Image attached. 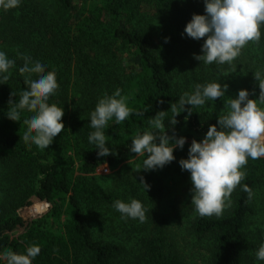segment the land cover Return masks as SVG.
I'll use <instances>...</instances> for the list:
<instances>
[{"label": "trees", "instance_id": "obj_1", "mask_svg": "<svg viewBox=\"0 0 264 264\" xmlns=\"http://www.w3.org/2000/svg\"><path fill=\"white\" fill-rule=\"evenodd\" d=\"M204 7V0H21L17 8L0 9V51L15 61L0 83V253H24L35 244L40 253L32 264H264L256 259L264 235L251 229L264 188V157L249 158L242 169L241 185L251 188V199L238 185L221 216L201 217L187 202L184 221L176 206L162 214L159 203L167 195L165 181L191 189L190 173L178 163L187 158L191 142L174 149L176 159L162 169L165 181L153 170L106 187L88 176L131 160L132 138L156 131L149 121L160 111L168 135L191 130L203 138L228 111L227 97L242 88L250 98L259 97L254 73H264V26L261 39L247 43L231 64L205 65L194 58L203 38L182 35L192 14H203ZM18 53L42 60L46 71L56 73L58 88L48 102L63 108L64 130L46 150L22 138L27 110L20 121L7 117L9 100L18 102L26 90ZM212 81L228 86L225 98L181 108V95ZM117 88L128 107L142 114L108 122L105 135L113 154L100 157L88 142L89 114ZM129 198L145 208L143 223L121 218L112 207Z\"/></svg>", "mask_w": 264, "mask_h": 264}, {"label": "clouds", "instance_id": "obj_2", "mask_svg": "<svg viewBox=\"0 0 264 264\" xmlns=\"http://www.w3.org/2000/svg\"><path fill=\"white\" fill-rule=\"evenodd\" d=\"M20 3L21 0H0V9H14ZM204 6V13H193L182 33L195 40L203 38L200 54H194L196 60L205 65L231 64L247 43L261 39L264 0H204ZM18 56L24 61L18 71L25 76L26 90L20 94L18 102L9 100L13 107L7 112V117L20 121L21 112L27 110L30 115L24 120L27 127L22 138L30 146L46 150L64 130L63 108L48 102L58 88L56 73L55 70L46 71L47 65L42 60L33 61L23 53H18ZM13 67L15 61L0 51V83L8 80L9 70ZM254 77L259 83V97L250 98L249 90L244 88L235 97H227L224 100V106L228 109L226 114L218 116L217 124L209 125L202 139L194 138L188 147L187 158L178 161L181 169L190 173L191 205L201 217L221 216L230 205L229 197L238 185L248 193L249 199L252 198L251 188L241 185L245 175L242 169L249 158L255 160L264 157V108L259 107V104H264V73L256 71ZM227 87L220 81L196 84L191 93L185 92L179 97V105L183 110L186 105H190V108L202 107L206 101L225 98ZM133 114L142 113H134L128 107L118 88L111 95L106 93L98 99L89 114V126L93 131L88 134V142L97 149L98 156L113 154L105 135L108 122L114 120L120 124ZM170 123H177L175 117ZM149 125L160 134L145 131L131 140L129 151L144 158L137 170L163 168L176 159L174 149H183L186 143V137L166 133L163 111L154 115ZM139 182L147 193L149 185L143 177ZM112 207L123 219L141 223L146 219L145 208L135 198L127 201L117 199ZM39 253L40 247L35 244L27 247L24 253L7 249L0 253V262L32 264ZM256 259L264 261V241L256 251Z\"/></svg>", "mask_w": 264, "mask_h": 264}, {"label": "rangeland", "instance_id": "obj_3", "mask_svg": "<svg viewBox=\"0 0 264 264\" xmlns=\"http://www.w3.org/2000/svg\"><path fill=\"white\" fill-rule=\"evenodd\" d=\"M180 136L186 137V142H191L194 138L196 140L202 139L197 133L186 130L183 131ZM179 137V136H178ZM143 157L136 156V154L133 156V158L129 161H122L118 163L115 166H104L102 168H99L93 172L88 173V176L92 177L101 187L104 186L105 183L110 184L114 183L115 181L119 180L122 176L125 175H138V174H150L152 171H145L144 169H139L142 165ZM78 169V168H77ZM162 169H156L153 171L159 172V177L165 181V175L162 173ZM82 170H78L79 173H81ZM166 184V198L162 199L159 203V210L162 214H172V205L176 206L175 213H179L181 216H183L181 219L184 221L186 217H184V205L189 202L191 203V191L190 189H185V186H183L182 183H174L165 181L164 185ZM256 207H257V215L253 216L251 229L253 232H260L262 233V236L264 235V188L258 194V198L256 200ZM185 214H189L186 212ZM180 221L177 220V218L174 219V223H178ZM180 225V224H179ZM179 225L171 226L173 229H181ZM179 231V230H178Z\"/></svg>", "mask_w": 264, "mask_h": 264}]
</instances>
